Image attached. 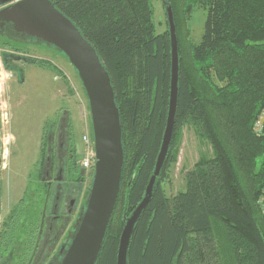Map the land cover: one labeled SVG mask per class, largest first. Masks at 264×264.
Listing matches in <instances>:
<instances>
[{"label": "trees", "instance_id": "1", "mask_svg": "<svg viewBox=\"0 0 264 264\" xmlns=\"http://www.w3.org/2000/svg\"><path fill=\"white\" fill-rule=\"evenodd\" d=\"M168 1L179 42L176 126L152 199L136 223L128 264H264V218L257 205L264 135L253 130L264 108V0ZM52 2L97 49L120 110L121 189L96 263L116 264L126 217L144 196L164 135L169 30L156 32L151 0ZM196 7L206 12L198 43L187 26ZM184 125L194 126L214 154L188 171L185 190L168 196L163 183Z\"/></svg>", "mask_w": 264, "mask_h": 264}, {"label": "rangeland", "instance_id": "2", "mask_svg": "<svg viewBox=\"0 0 264 264\" xmlns=\"http://www.w3.org/2000/svg\"><path fill=\"white\" fill-rule=\"evenodd\" d=\"M151 2L156 32H164L168 25L163 0ZM3 6L0 3V8ZM205 19L202 8L191 13L187 26L192 42L201 41ZM59 124L71 130L68 134L76 142L81 161L88 149L83 136L93 132L88 97L75 67L55 46L20 35L10 25L0 29V168L10 202L21 196L19 192L41 158L47 134H53ZM175 143V160L163 183L168 196L185 190L188 171L214 154L212 144L192 125L177 132ZM93 175L94 170L88 172L84 184L83 213ZM222 243L220 239L222 253L227 255Z\"/></svg>", "mask_w": 264, "mask_h": 264}, {"label": "water", "instance_id": "3", "mask_svg": "<svg viewBox=\"0 0 264 264\" xmlns=\"http://www.w3.org/2000/svg\"><path fill=\"white\" fill-rule=\"evenodd\" d=\"M0 29L41 40L64 53L75 67L89 101L97 161L86 208L60 264H96L121 189L124 167L123 127L109 71L97 49L52 0H0ZM171 44L169 108L161 147L144 196L126 217L116 264H128L131 238L150 203L167 159L176 126L179 99V42L172 5L163 0ZM1 165V156H0Z\"/></svg>", "mask_w": 264, "mask_h": 264}, {"label": "flooded vegetation", "instance_id": "4", "mask_svg": "<svg viewBox=\"0 0 264 264\" xmlns=\"http://www.w3.org/2000/svg\"><path fill=\"white\" fill-rule=\"evenodd\" d=\"M57 127L13 203L0 168V264H60L82 219L90 171L81 167L68 125Z\"/></svg>", "mask_w": 264, "mask_h": 264}, {"label": "built area", "instance_id": "5", "mask_svg": "<svg viewBox=\"0 0 264 264\" xmlns=\"http://www.w3.org/2000/svg\"><path fill=\"white\" fill-rule=\"evenodd\" d=\"M253 130L257 135H264V108L258 114L254 122ZM83 140L85 141L86 147L88 149L86 156L81 160L80 164L81 167H83L84 169L91 171L94 170L97 161L94 138L92 134L89 133L83 136ZM258 205L264 217V188L260 193V197L258 199Z\"/></svg>", "mask_w": 264, "mask_h": 264}]
</instances>
